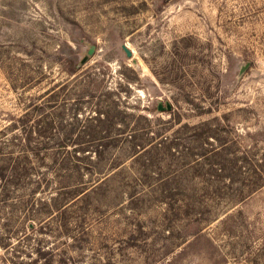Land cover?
<instances>
[{
  "label": "rangeland",
  "instance_id": "obj_1",
  "mask_svg": "<svg viewBox=\"0 0 264 264\" xmlns=\"http://www.w3.org/2000/svg\"><path fill=\"white\" fill-rule=\"evenodd\" d=\"M8 160L0 264H264V0H0Z\"/></svg>",
  "mask_w": 264,
  "mask_h": 264
},
{
  "label": "trees",
  "instance_id": "obj_2",
  "mask_svg": "<svg viewBox=\"0 0 264 264\" xmlns=\"http://www.w3.org/2000/svg\"><path fill=\"white\" fill-rule=\"evenodd\" d=\"M71 63L73 64L71 67L72 69H77V64L78 62L74 61V60H70ZM79 65V64H78ZM136 136V134H135ZM111 141H108L107 143L105 142V145L110 144ZM12 160H8L5 164H3L0 167V178L5 180V184L3 185V196L4 199L6 200L9 197V191L7 190L8 187L13 186L15 187L14 183V178H9V176L11 175L12 177H21V176H26L27 174L30 173L29 169L27 168L26 164H20V160L15 161L13 165H11ZM22 173V174H21ZM84 190H74L72 192V194L74 195H79L80 193H83ZM86 193V192H85Z\"/></svg>",
  "mask_w": 264,
  "mask_h": 264
},
{
  "label": "water",
  "instance_id": "obj_3",
  "mask_svg": "<svg viewBox=\"0 0 264 264\" xmlns=\"http://www.w3.org/2000/svg\"><path fill=\"white\" fill-rule=\"evenodd\" d=\"M123 47H124V49H125L127 55H128L129 57H131V56L133 55L132 50H131L130 48H128L127 45H125V44H124ZM93 51H94V46H92V47L90 48L89 53H88L87 55H85V56L82 58V60H81L80 62L85 63L86 60H87V59L89 58V56H90L89 54H92ZM134 62L136 63V60H134ZM249 65H250V62H246V63L241 67V73L244 72V71L249 67ZM157 109H158L159 111H163V110H168V111H169V110L172 109V104H171L169 101L167 102V104H163V102H159V104L157 105Z\"/></svg>",
  "mask_w": 264,
  "mask_h": 264
},
{
  "label": "flooded vegetation",
  "instance_id": "obj_4",
  "mask_svg": "<svg viewBox=\"0 0 264 264\" xmlns=\"http://www.w3.org/2000/svg\"><path fill=\"white\" fill-rule=\"evenodd\" d=\"M90 50V49H89ZM89 50H88V53H89ZM87 55V54H86ZM168 101H165L163 104H167ZM171 103V102H170Z\"/></svg>",
  "mask_w": 264,
  "mask_h": 264
}]
</instances>
